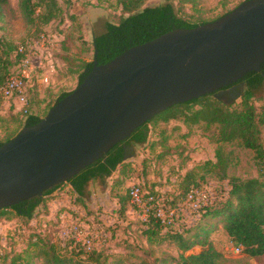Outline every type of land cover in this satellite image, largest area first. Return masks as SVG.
Returning <instances> with one entry per match:
<instances>
[{"label": "rangeland", "instance_id": "rangeland-1", "mask_svg": "<svg viewBox=\"0 0 264 264\" xmlns=\"http://www.w3.org/2000/svg\"><path fill=\"white\" fill-rule=\"evenodd\" d=\"M241 1L196 0L195 10L190 4L186 8L189 19L197 22L212 19ZM159 3L161 0H145L144 6ZM55 13L56 16L48 23L30 25L22 20L17 0H9L4 16L0 19L1 59L6 53L10 60L13 59L17 46L33 48L29 59L31 79L27 83V110L40 118L47 114L60 93L70 92L78 85L79 66L93 58V35L104 30L105 22H116L122 15L117 0H56ZM1 88L0 141H5L18 131L27 114L19 103L5 97ZM149 129L148 142L132 148L130 170L121 176L114 173L106 180V184L92 182L82 206L73 202V194L66 186L48 201L47 215L43 214L44 208H39L30 225L13 214H9V218L0 217V262L4 256L6 264H25L29 260L33 254L32 248L28 247L32 228L45 231L53 241L63 242L70 238L61 228L65 229L66 225L75 222L81 231L80 235L90 238L93 246H103L109 249L108 253L113 254L107 257V264H113L116 259H121L117 264H138L142 258L152 262L156 259V264H163L161 259L166 257L164 264H175L171 259L176 258L179 251L174 244L150 245L139 236L144 217L139 209L145 208L130 201L126 204V211L119 214L116 212L118 204L114 193L122 192L125 195L127 188L138 184L144 195L153 189L163 199L164 193L175 190L188 169L202 164L206 159L216 160L214 153L217 144L209 140L214 127L206 129L203 122L190 124L178 118L151 122ZM261 139L264 146V126ZM221 147L227 162L225 172L228 177L245 179L258 176L252 150L241 146L238 141L223 143ZM115 180L117 184H114ZM220 181L214 174H206L205 179L200 181V187L194 190V196L179 199L176 210L172 208L175 213L170 215L164 211L163 217L170 215L175 227L194 224L198 213L193 204L199 206L219 197L221 187L226 183V180ZM115 223L120 226L115 228L113 235ZM211 225L209 240L222 253L219 264H264V254L248 256L243 252L235 253L234 244L221 224L213 221ZM202 249L197 246L186 254ZM18 253L21 255L16 258ZM33 261L34 264H41L36 258Z\"/></svg>", "mask_w": 264, "mask_h": 264}, {"label": "trees", "instance_id": "trees-1", "mask_svg": "<svg viewBox=\"0 0 264 264\" xmlns=\"http://www.w3.org/2000/svg\"><path fill=\"white\" fill-rule=\"evenodd\" d=\"M8 2L9 0H0V19L4 16ZM117 2L121 7L122 15L116 22H105L104 30L93 35V58L91 61L82 62L79 66L78 84L90 71L94 61L97 64L106 63L131 46L151 40L174 28L193 27L212 21L233 9L212 19L192 22L188 17L186 6L190 4L195 10L196 0H161L159 4L146 6H144L145 0H117ZM17 4L22 20L30 25H36L38 22L48 23L56 16V0H17ZM20 47L23 48V52L18 50ZM27 50V45H20L15 48L13 59L10 60L7 53L3 59L0 58V87L4 86L7 78L18 70ZM15 64L17 67L14 68ZM11 67L14 69L12 70ZM241 81L244 86L238 89L239 100L229 101L228 94L217 98L214 93H209L175 104L136 128L130 136L116 144L104 158L85 167L68 181L48 189L41 196L0 209V217L9 218L7 216L13 214L23 223L30 225L39 208H44L43 213H46L47 196L56 190L61 191V188L66 186L73 194V202L82 206V200L92 182L106 184V180L114 173L117 172L121 176L130 170L129 159L132 157V148L134 145H144L148 142L151 122L183 118L190 124L203 122L206 129L214 127L209 140L217 144L214 153L216 160L206 159L202 164L188 169L178 181L175 190L164 193L163 199L160 193L150 189L139 205L145 208L139 209L144 215L139 236L150 245L174 244L179 251L178 256L171 259L175 264H219L222 253L209 240L213 227L211 224L215 221V224H221L234 246L242 247L241 252L248 256L264 254V146L261 139L264 126V63L260 70L247 73L239 80ZM68 93H60L55 102ZM194 106L198 107L194 108ZM26 114L18 131L41 119L32 112L27 111ZM17 132L5 141H0V145L15 136ZM231 141H238L241 146L253 151L258 176L245 179L227 176L225 172L227 162L223 157L221 145ZM208 173L214 174L221 180L220 182L226 180V183L222 185L219 197L216 196L200 205L197 209L198 218L194 224L175 227L173 220L168 222L166 218L157 215L159 206L167 209L166 213L173 210L172 208L176 210L179 199L186 198L191 190L200 187V181H203ZM116 180L114 184L118 183ZM129 190L130 187L126 189L125 195H122V192L114 193L118 204L116 212L119 214L126 211V204L130 202ZM149 196L152 198L149 199ZM118 226H120L118 223L114 224L113 235ZM127 231L130 232L129 229ZM196 246H201L203 249L186 254ZM28 247L32 248L33 254L25 264H34V258L41 264H107V257L113 255L103 246L92 245L90 249H86L84 244L74 243L71 238L63 242L53 241L48 233L39 228H32L28 237ZM20 255L18 253L16 258ZM166 258L161 259L163 264ZM5 261L4 256L0 264H6ZM120 261L121 259H116L113 264ZM138 264H156V259L152 262L142 258Z\"/></svg>", "mask_w": 264, "mask_h": 264}, {"label": "water", "instance_id": "water-1", "mask_svg": "<svg viewBox=\"0 0 264 264\" xmlns=\"http://www.w3.org/2000/svg\"><path fill=\"white\" fill-rule=\"evenodd\" d=\"M264 63V0L178 27L94 64L36 123L0 145V209L66 182L159 112L214 93L240 96Z\"/></svg>", "mask_w": 264, "mask_h": 264}, {"label": "built area", "instance_id": "built-area-1", "mask_svg": "<svg viewBox=\"0 0 264 264\" xmlns=\"http://www.w3.org/2000/svg\"><path fill=\"white\" fill-rule=\"evenodd\" d=\"M20 52H23V48L20 47L18 49ZM31 50H33V48H30L26 51L25 53V57L23 58V60L21 61V63L19 64V68L18 70L11 74L7 80L6 83L4 84V86H2V93L5 97L9 98V99H13V101L15 103H19L21 105V109L24 111V113H26L27 107L29 105L28 102V95H27V83L30 81L31 79V72L29 70V59H30V54H31ZM195 189L191 190L187 195L186 198L188 197H192L194 196L193 192ZM129 196H130V201L131 203L135 204V205H141V203L143 202L144 199V194L142 192V189L140 187V185H132L130 187L129 190ZM149 199H151L152 197L149 196ZM185 198V199H186ZM193 207L195 208V210H197L200 205L198 206L197 204H193ZM166 210L164 207L159 206V208L157 209V215L162 217V218H166L168 220V222H170L172 220V218L170 217L171 214H173V210L168 211V213H166ZM165 211L167 215L166 217H163V212ZM65 229L61 228V231H64L65 234L74 240V243L80 242L82 244H84L86 247V249H90L92 246L91 240L88 237L83 236L82 234L80 235V229L79 226L77 225V223L75 222H71L70 224L65 226ZM242 247L241 246H234L233 251L235 253H239L241 252Z\"/></svg>", "mask_w": 264, "mask_h": 264}, {"label": "crops", "instance_id": "crops-1", "mask_svg": "<svg viewBox=\"0 0 264 264\" xmlns=\"http://www.w3.org/2000/svg\"><path fill=\"white\" fill-rule=\"evenodd\" d=\"M56 192L58 193L59 190H56V191H54L53 193H51L49 196H47L48 199L46 200V209L49 208V206H48V203H49V202H48V201H49L50 199L54 198L55 194H57ZM47 213H48V211H46V213H43L44 216L47 215ZM196 247H197V246H196ZM194 248H195V247H194Z\"/></svg>", "mask_w": 264, "mask_h": 264}]
</instances>
